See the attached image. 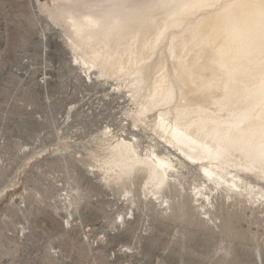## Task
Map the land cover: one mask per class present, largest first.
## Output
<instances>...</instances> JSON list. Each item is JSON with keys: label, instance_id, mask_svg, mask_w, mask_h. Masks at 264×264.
Listing matches in <instances>:
<instances>
[{"label": "rangeland", "instance_id": "374dc122", "mask_svg": "<svg viewBox=\"0 0 264 264\" xmlns=\"http://www.w3.org/2000/svg\"><path fill=\"white\" fill-rule=\"evenodd\" d=\"M41 4L56 2L0 0V264H264V204L221 191L205 215L197 166L167 212L141 180L129 195L104 183L102 131L126 135L133 105L113 79L74 66Z\"/></svg>", "mask_w": 264, "mask_h": 264}, {"label": "bare ground", "instance_id": "6f19581e", "mask_svg": "<svg viewBox=\"0 0 264 264\" xmlns=\"http://www.w3.org/2000/svg\"><path fill=\"white\" fill-rule=\"evenodd\" d=\"M54 1L41 9L74 66L113 79L133 105L126 135L102 131L104 183L129 195L141 180L139 193L167 212L192 165L206 178L193 197L205 215L221 191L264 204L252 180H264V0ZM141 129L155 135L146 145Z\"/></svg>", "mask_w": 264, "mask_h": 264}]
</instances>
